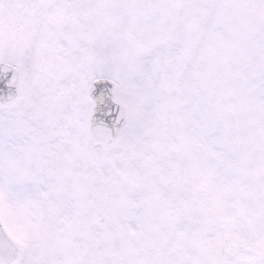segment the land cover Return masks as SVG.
<instances>
[{
	"label": "snow or ice",
	"instance_id": "snow-or-ice-1",
	"mask_svg": "<svg viewBox=\"0 0 264 264\" xmlns=\"http://www.w3.org/2000/svg\"><path fill=\"white\" fill-rule=\"evenodd\" d=\"M0 264H264V0H0Z\"/></svg>",
	"mask_w": 264,
	"mask_h": 264
}]
</instances>
